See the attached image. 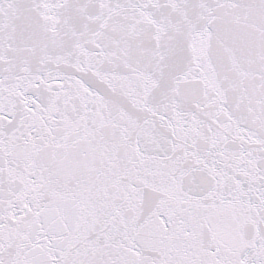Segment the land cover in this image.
Returning <instances> with one entry per match:
<instances>
[{"label":"snow or ice","instance_id":"snow-or-ice-1","mask_svg":"<svg viewBox=\"0 0 264 264\" xmlns=\"http://www.w3.org/2000/svg\"><path fill=\"white\" fill-rule=\"evenodd\" d=\"M0 264H264V0H0Z\"/></svg>","mask_w":264,"mask_h":264}]
</instances>
